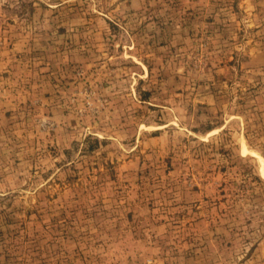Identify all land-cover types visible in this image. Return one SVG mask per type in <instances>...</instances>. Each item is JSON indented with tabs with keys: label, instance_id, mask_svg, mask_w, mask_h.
Masks as SVG:
<instances>
[{
	"label": "rangeland",
	"instance_id": "obj_1",
	"mask_svg": "<svg viewBox=\"0 0 264 264\" xmlns=\"http://www.w3.org/2000/svg\"><path fill=\"white\" fill-rule=\"evenodd\" d=\"M0 264H264V0H0Z\"/></svg>",
	"mask_w": 264,
	"mask_h": 264
}]
</instances>
